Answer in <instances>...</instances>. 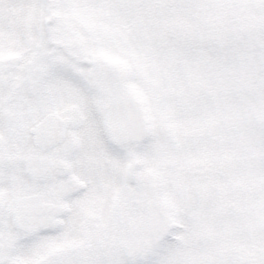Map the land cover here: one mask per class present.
Returning <instances> with one entry per match:
<instances>
[{"label": "snow or ice", "instance_id": "snow-or-ice-1", "mask_svg": "<svg viewBox=\"0 0 264 264\" xmlns=\"http://www.w3.org/2000/svg\"><path fill=\"white\" fill-rule=\"evenodd\" d=\"M0 264H264V0H0Z\"/></svg>", "mask_w": 264, "mask_h": 264}]
</instances>
